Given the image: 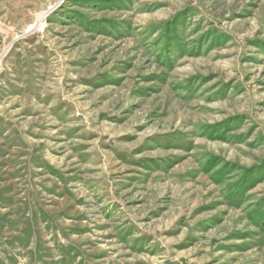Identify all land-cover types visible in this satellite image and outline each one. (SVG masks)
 Returning <instances> with one entry per match:
<instances>
[{
    "label": "rangeland",
    "instance_id": "obj_1",
    "mask_svg": "<svg viewBox=\"0 0 264 264\" xmlns=\"http://www.w3.org/2000/svg\"><path fill=\"white\" fill-rule=\"evenodd\" d=\"M0 264H264V0H0Z\"/></svg>",
    "mask_w": 264,
    "mask_h": 264
},
{
    "label": "bare ground",
    "instance_id": "obj_2",
    "mask_svg": "<svg viewBox=\"0 0 264 264\" xmlns=\"http://www.w3.org/2000/svg\"><path fill=\"white\" fill-rule=\"evenodd\" d=\"M33 30V29H32ZM8 62V61H7ZM31 158V157H30ZM13 161V160H12ZM29 171V170H28ZM24 173V172H23Z\"/></svg>",
    "mask_w": 264,
    "mask_h": 264
}]
</instances>
